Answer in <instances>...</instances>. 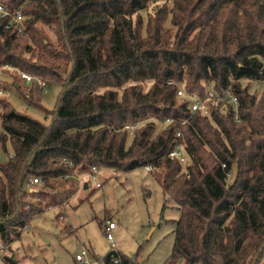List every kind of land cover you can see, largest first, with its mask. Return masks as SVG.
Returning <instances> with one entry per match:
<instances>
[{
    "label": "trees",
    "instance_id": "obj_1",
    "mask_svg": "<svg viewBox=\"0 0 264 264\" xmlns=\"http://www.w3.org/2000/svg\"><path fill=\"white\" fill-rule=\"evenodd\" d=\"M158 1L0 0L10 12L0 19V88L14 86L34 103L36 87H62L49 124L0 97L4 245L57 206L55 198L44 206L28 201L46 197L37 184L25 190L32 178L71 195L75 177L94 166L152 165L166 202L181 210L164 264H259L263 258L264 91L252 93L242 81L264 79V0H168L171 7L161 5L145 21L141 11ZM17 11L23 34L8 27ZM9 73L11 83L4 79ZM21 73L45 86L27 83ZM180 87L187 97L178 95ZM229 87L239 99L237 113L214 101L209 115L191 111L189 96L221 95ZM158 122L164 127L156 133ZM137 123L129 142L126 127ZM178 143L184 164L169 157ZM103 263L143 264L115 249Z\"/></svg>",
    "mask_w": 264,
    "mask_h": 264
},
{
    "label": "rangeland",
    "instance_id": "obj_2",
    "mask_svg": "<svg viewBox=\"0 0 264 264\" xmlns=\"http://www.w3.org/2000/svg\"><path fill=\"white\" fill-rule=\"evenodd\" d=\"M163 4L172 5L168 0L153 2L140 14L146 21L148 15L154 14ZM4 79L9 83L13 81L10 73ZM242 85L248 86L252 93L264 91L261 81L243 80ZM61 90V85L55 83L36 87L34 94L38 100L34 103L14 86L4 90L3 96L16 111L49 124V112L55 108ZM156 124L157 133L164 124ZM129 138L131 142L133 134ZM8 149L13 153L10 144ZM232 178L231 174L228 179ZM98 182L101 188L91 182L85 189L77 181L76 191L71 195L61 188L53 190L40 183L33 185L46 197H29V202L37 206L43 201L44 206L55 198L57 206H50L36 215L21 236L8 246L0 241V264H12L8 258L17 264H104V256L114 249L128 257H137L143 264H164L173 249L181 210L173 202H166L167 197L152 172L144 167L130 171L102 169ZM31 187L29 182L25 190ZM110 222L115 224L113 243L107 240L105 232ZM82 251H86V255L80 262L76 257ZM259 264H264V256Z\"/></svg>",
    "mask_w": 264,
    "mask_h": 264
},
{
    "label": "built area",
    "instance_id": "obj_3",
    "mask_svg": "<svg viewBox=\"0 0 264 264\" xmlns=\"http://www.w3.org/2000/svg\"><path fill=\"white\" fill-rule=\"evenodd\" d=\"M8 16H10V12L7 10L6 6L0 2V19L7 18ZM23 20H24L23 13L21 11H17L15 13V15L13 16V18L11 19V22L9 23L8 27L16 25V30L18 31V33L23 34V31H24V28L22 26ZM0 76H1V72H0ZM21 77L24 80H26L27 83L37 81V83L40 86L45 85L43 80L35 79L33 76H31L29 74L21 73ZM261 82L264 84V79L261 80ZM170 84H173V82H170ZM3 95H4V91H3V89L0 88V97H2ZM178 95L180 97H187V94L182 87L179 88ZM189 98L191 100V102H190L191 111L193 113L202 112L204 115H209L211 113V109L209 106L210 101H214L215 103L222 102V103H224V106L227 109H230L231 111L234 110L236 113H237L238 106H239V99L232 92L230 87L221 95H217L213 90H210L205 98L198 97V96H192V95L189 96ZM237 117H236V119H238ZM172 122H173V120L167 119L165 123L170 124ZM186 123H187L186 120L182 122L183 125H185ZM139 126H140L139 123L134 124V125H128L126 127V129L130 132V134H133L134 130L136 128H138ZM177 135L181 136V131H179ZM169 157L171 159L179 160V162L184 164L186 162L184 145L182 143H178L172 149V151L169 153ZM144 168L147 171L152 172V173L155 170V168L152 165H146ZM101 171H102L101 168L94 166V167H92L91 171L88 172L87 174L81 175V176H78L75 178L77 179L79 185L80 184L84 185L85 183H87L88 186H90L91 182H93L96 184L97 188H101L102 184L100 182H98V175ZM229 177H230V174L228 175V178ZM69 178H71V177L70 176L64 177V179H69ZM86 179H88L87 182L85 181ZM40 181L41 180L39 178L35 177V178H32L30 180V183L31 184H38V183H40ZM114 228H115V224L112 222H110L108 224V226H106V228H105L107 240L111 243H113V241H114L113 235H112V230ZM0 251H2V249H0ZM85 255H86V251H82L81 254L77 255L76 259L81 262V261H83V258Z\"/></svg>",
    "mask_w": 264,
    "mask_h": 264
},
{
    "label": "water",
    "instance_id": "obj_4",
    "mask_svg": "<svg viewBox=\"0 0 264 264\" xmlns=\"http://www.w3.org/2000/svg\"><path fill=\"white\" fill-rule=\"evenodd\" d=\"M2 161H5V157H4V154H3V153H2ZM237 177H238V171H237V169H236V170H235V176H234V180H233V182L236 181ZM84 188H85V189L88 188V184H87V183L84 184ZM263 249H264V245L262 246L260 252H262ZM257 258H258V257H257Z\"/></svg>",
    "mask_w": 264,
    "mask_h": 264
}]
</instances>
